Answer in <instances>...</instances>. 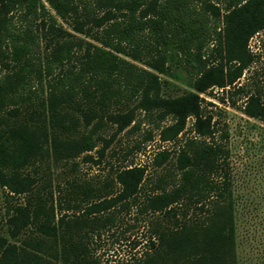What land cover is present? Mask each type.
<instances>
[{"label":"trees","instance_id":"1","mask_svg":"<svg viewBox=\"0 0 264 264\" xmlns=\"http://www.w3.org/2000/svg\"><path fill=\"white\" fill-rule=\"evenodd\" d=\"M263 30L264 0H0L1 186L7 198L23 196L4 210L0 264H98L91 234L111 219L101 215L136 202L139 214L155 218L129 264H238L230 175L199 94L239 79L249 65L247 42ZM178 67L188 69L192 91L164 97L159 76ZM135 99L137 109L173 120L162 141L194 120L202 140L178 150L172 179L158 176L141 200V167L117 170L102 188L71 182L58 200L36 188L38 164L89 160L96 125L106 117L122 131L131 110L109 108ZM4 113L21 117L10 123ZM242 113L264 124L261 96L247 95ZM168 157L159 153L155 167ZM29 168L33 176L24 174ZM112 181L115 194L107 190Z\"/></svg>","mask_w":264,"mask_h":264},{"label":"rangeland","instance_id":"2","mask_svg":"<svg viewBox=\"0 0 264 264\" xmlns=\"http://www.w3.org/2000/svg\"><path fill=\"white\" fill-rule=\"evenodd\" d=\"M18 22V18H16ZM58 23L71 32L69 27L58 19ZM19 24V22L17 23ZM83 38L81 35H76ZM89 40L88 38H84ZM44 42H40L38 53L45 54ZM249 65L241 77L231 86L219 89L213 87L205 94H199L205 115L211 116L213 142L224 150V158L231 181L236 222V256L238 264H264V124L242 113L247 95L258 94L264 102V30L255 33L246 47ZM217 59V57L215 58ZM212 65H216L217 60ZM138 66H142L137 63ZM3 69V65H0ZM163 84L164 97H176L192 91V78L186 67L174 68L170 76H159ZM240 89L242 91H240ZM138 100L120 106L112 105L109 113L132 112V121L118 131L117 124L103 117L94 131L95 149L86 155L67 162L51 160L29 168L24 174L37 178L36 188L44 185L54 198H64L68 184H89L102 188L113 180L117 170L141 167L145 170V180L141 187L139 200L151 192L158 176L175 174L174 163L177 153L188 140H202L193 131V118L186 119L183 131L173 140L162 141L160 134L164 128L173 124L170 117L159 120L157 113L137 109ZM5 115L12 123L17 118ZM96 121L86 127L80 126L78 136L87 133ZM168 152V159L160 168L154 165L155 157ZM7 174V173H4ZM115 194L118 186L113 183L107 189ZM8 191L1 186L0 171V231L5 232L4 210L10 204L22 203L23 196L6 197ZM96 200L93 199L92 202ZM62 203V199H61ZM73 205L74 202L70 201ZM63 204V203H62ZM73 215V211L67 213ZM101 217L111 218L103 228L91 234V253L98 264H129L144 250L150 236V222L153 215L139 214L137 202L128 210L109 211Z\"/></svg>","mask_w":264,"mask_h":264}]
</instances>
